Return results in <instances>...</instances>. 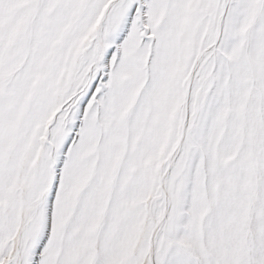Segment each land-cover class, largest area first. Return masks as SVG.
Returning a JSON list of instances; mask_svg holds the SVG:
<instances>
[{
	"label": "snow or ice",
	"instance_id": "1",
	"mask_svg": "<svg viewBox=\"0 0 264 264\" xmlns=\"http://www.w3.org/2000/svg\"><path fill=\"white\" fill-rule=\"evenodd\" d=\"M0 264H264V0H0Z\"/></svg>",
	"mask_w": 264,
	"mask_h": 264
}]
</instances>
